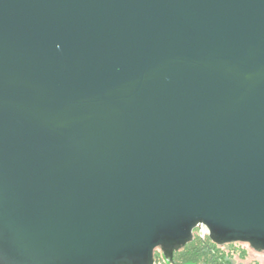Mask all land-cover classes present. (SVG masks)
I'll return each mask as SVG.
<instances>
[{"label":"water","instance_id":"95a60500","mask_svg":"<svg viewBox=\"0 0 264 264\" xmlns=\"http://www.w3.org/2000/svg\"><path fill=\"white\" fill-rule=\"evenodd\" d=\"M206 225L264 251V0H0V264H155Z\"/></svg>","mask_w":264,"mask_h":264},{"label":"trees","instance_id":"16d2710c","mask_svg":"<svg viewBox=\"0 0 264 264\" xmlns=\"http://www.w3.org/2000/svg\"><path fill=\"white\" fill-rule=\"evenodd\" d=\"M220 245L210 238L195 236L174 255L177 264H236L230 252L220 249ZM246 254V250H243Z\"/></svg>","mask_w":264,"mask_h":264},{"label":"rangeland","instance_id":"374dc122","mask_svg":"<svg viewBox=\"0 0 264 264\" xmlns=\"http://www.w3.org/2000/svg\"><path fill=\"white\" fill-rule=\"evenodd\" d=\"M204 230L208 231L205 239L210 238L209 230L206 225L196 227L194 235H202ZM220 249L225 252H230L236 264H259L264 259V251H258L246 242L228 243L222 245ZM243 250H246V254H243ZM167 261L169 263L171 260L167 259Z\"/></svg>","mask_w":264,"mask_h":264},{"label":"built area","instance_id":"2783aa9c","mask_svg":"<svg viewBox=\"0 0 264 264\" xmlns=\"http://www.w3.org/2000/svg\"><path fill=\"white\" fill-rule=\"evenodd\" d=\"M208 234V231L207 230H204L203 231V234L202 235H199L202 239H205V236ZM155 264H177L176 262L175 263H172V262H169L167 261V258L163 252V250L161 248H158L156 251H155Z\"/></svg>","mask_w":264,"mask_h":264},{"label":"crops","instance_id":"0c3cea01","mask_svg":"<svg viewBox=\"0 0 264 264\" xmlns=\"http://www.w3.org/2000/svg\"><path fill=\"white\" fill-rule=\"evenodd\" d=\"M259 264H264V259Z\"/></svg>","mask_w":264,"mask_h":264}]
</instances>
